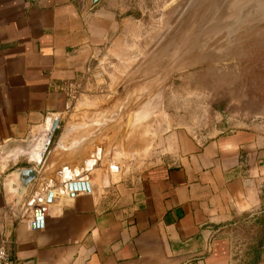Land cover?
<instances>
[{"label": "crops", "instance_id": "1", "mask_svg": "<svg viewBox=\"0 0 264 264\" xmlns=\"http://www.w3.org/2000/svg\"><path fill=\"white\" fill-rule=\"evenodd\" d=\"M109 45H116V10L108 0H0V148L56 116V145L72 155L90 143L100 148L107 120L91 121L78 106L68 110L60 87ZM39 143L11 149L12 164L0 162L1 222L9 207L28 201L44 169L17 193L14 170L34 167ZM178 153L175 164L147 174L125 204L106 202L97 190L28 201L46 211L40 223L16 220L10 257L18 264H231L230 239L220 230L264 210V135L241 128L202 141L182 137ZM77 157L54 173L73 168Z\"/></svg>", "mask_w": 264, "mask_h": 264}, {"label": "rangeland", "instance_id": "2", "mask_svg": "<svg viewBox=\"0 0 264 264\" xmlns=\"http://www.w3.org/2000/svg\"><path fill=\"white\" fill-rule=\"evenodd\" d=\"M108 5L116 10V45L90 59L92 68L78 77L67 108L78 106L91 121L107 120L104 144L98 146L103 154L91 143L74 155L56 145L59 121L29 202L38 194H69L61 180L67 172V183L85 180L89 193L97 190L106 202L125 204L147 174L176 163L182 137L202 141L241 128L264 135V0H108ZM42 130L44 125L1 147L0 162L12 164L11 149L30 151L40 142L38 158ZM76 154L77 165L54 173ZM90 162L93 167L86 169ZM49 181L55 186L47 188ZM261 198L264 204V190ZM263 211L245 213L220 230L230 239L231 264H264Z\"/></svg>", "mask_w": 264, "mask_h": 264}, {"label": "built area", "instance_id": "3", "mask_svg": "<svg viewBox=\"0 0 264 264\" xmlns=\"http://www.w3.org/2000/svg\"><path fill=\"white\" fill-rule=\"evenodd\" d=\"M91 63L88 62L82 74H88L91 70ZM79 86L78 79H73L64 82L60 89L66 93L67 97V107L70 100L74 98L77 87ZM66 186V184H65ZM38 198L46 199L47 195L38 194ZM36 204H29L28 201L25 203H20L18 206L13 204L12 207L8 209V218L6 216V221H0V264H18L16 260L10 257L8 250L9 244L13 241L12 236L15 230V222L23 220H33L38 216L39 212L43 215L46 211L45 206H35ZM9 225V226H8Z\"/></svg>", "mask_w": 264, "mask_h": 264}, {"label": "water", "instance_id": "4", "mask_svg": "<svg viewBox=\"0 0 264 264\" xmlns=\"http://www.w3.org/2000/svg\"><path fill=\"white\" fill-rule=\"evenodd\" d=\"M95 0H92L94 2ZM59 121L60 117H47L45 122V130L43 131L44 137L42 138V147L39 152V158L38 159H31L30 162L34 165V167H20L14 170V174L17 176V182L19 184V189L17 193L21 195L26 188L36 180L37 178V170L40 168V165L42 163V160L45 156V153L52 141L53 135L56 131V129L59 127ZM48 124V126L46 125ZM66 186L68 190L70 191V194L73 195L75 191L77 190H84L86 192L90 191L89 185L85 180L82 181H73L66 183ZM74 191V192H73ZM53 195H56L55 193ZM51 195L47 197V200L51 199ZM20 203L16 202L14 205L18 206ZM42 214L39 212L38 216L35 218L36 223H40L42 219Z\"/></svg>", "mask_w": 264, "mask_h": 264}, {"label": "bare ground", "instance_id": "5", "mask_svg": "<svg viewBox=\"0 0 264 264\" xmlns=\"http://www.w3.org/2000/svg\"><path fill=\"white\" fill-rule=\"evenodd\" d=\"M39 156V155H38ZM39 158V157H38ZM38 158H36V159H38ZM115 163V162H114ZM113 163V164H114ZM117 165V164H116ZM85 167H86V169H91L92 167H93V163L92 162H90V163H85ZM116 167L117 166H115V165H112L111 166V168L113 169V170H116ZM80 176H82V175H80ZM62 177L63 178H61V180L63 179V183H62V186L64 187V182H66L67 180L65 179L66 178V176L64 175H62ZM68 178V177H67ZM85 178V177H84ZM60 180V181H61ZM66 180V181H65ZM69 180V179H68ZM46 182V181H45ZM54 182V181H53ZM53 182H51V181H49L47 184H46V187L47 188H52V187H54L55 185L53 184ZM42 183V182H41ZM43 184V183H42ZM57 185V184H56ZM62 186H61V188H62ZM44 187V186H43ZM59 188V187H58ZM42 189V188H41ZM40 189V190H41ZM38 190V189H37ZM59 190V189H58ZM38 192V191H37Z\"/></svg>", "mask_w": 264, "mask_h": 264}, {"label": "trees", "instance_id": "6", "mask_svg": "<svg viewBox=\"0 0 264 264\" xmlns=\"http://www.w3.org/2000/svg\"><path fill=\"white\" fill-rule=\"evenodd\" d=\"M261 215L264 217V211H263V213Z\"/></svg>", "mask_w": 264, "mask_h": 264}]
</instances>
